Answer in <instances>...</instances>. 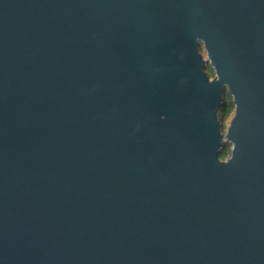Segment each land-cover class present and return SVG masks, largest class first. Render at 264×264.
Masks as SVG:
<instances>
[{"label": "water", "instance_id": "1", "mask_svg": "<svg viewBox=\"0 0 264 264\" xmlns=\"http://www.w3.org/2000/svg\"><path fill=\"white\" fill-rule=\"evenodd\" d=\"M0 264H264V0H0Z\"/></svg>", "mask_w": 264, "mask_h": 264}, {"label": "trees", "instance_id": "2", "mask_svg": "<svg viewBox=\"0 0 264 264\" xmlns=\"http://www.w3.org/2000/svg\"><path fill=\"white\" fill-rule=\"evenodd\" d=\"M206 71L210 77L214 76L213 70L210 67H206ZM225 94H226V99H229L230 97L228 96V94L226 92H225ZM232 111H233V105L228 103L224 107L219 109L218 115H219V117L226 118ZM229 153H230V149H229V147L226 146V148L219 155V158L221 160H224L229 155Z\"/></svg>", "mask_w": 264, "mask_h": 264}, {"label": "rangeland", "instance_id": "3", "mask_svg": "<svg viewBox=\"0 0 264 264\" xmlns=\"http://www.w3.org/2000/svg\"><path fill=\"white\" fill-rule=\"evenodd\" d=\"M200 52H201V54L203 56V59L206 60V54H205V52H204V50L202 48L200 49ZM206 67H209V66L207 65ZM210 78L212 79L213 77H210ZM225 101H226V104H228V103L232 104L230 98L229 99L225 98ZM232 116H233V111L226 118L220 117L222 119V123H223V126H224L223 133L226 131V127L228 126L229 121L232 118ZM227 147H229V149H230V145H227Z\"/></svg>", "mask_w": 264, "mask_h": 264}]
</instances>
